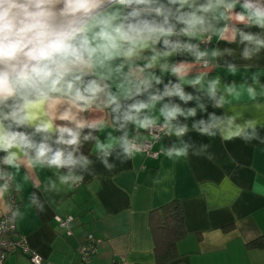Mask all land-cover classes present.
<instances>
[{
  "label": "clouds",
  "instance_id": "9594fccd",
  "mask_svg": "<svg viewBox=\"0 0 264 264\" xmlns=\"http://www.w3.org/2000/svg\"><path fill=\"white\" fill-rule=\"evenodd\" d=\"M262 54L264 0H0V202L15 219L20 209L4 198L21 192V168L26 180L54 170L47 192L77 187L96 160L109 172L134 160L145 133L176 138L162 148L173 162L215 159L210 144L183 139L189 132L224 145L264 143L261 121L246 114H264L254 71ZM217 67L252 76L237 83ZM30 204L44 211L35 192Z\"/></svg>",
  "mask_w": 264,
  "mask_h": 264
},
{
  "label": "crops",
  "instance_id": "0c3cea01",
  "mask_svg": "<svg viewBox=\"0 0 264 264\" xmlns=\"http://www.w3.org/2000/svg\"><path fill=\"white\" fill-rule=\"evenodd\" d=\"M212 43H218L216 38ZM219 47L237 45L219 42ZM259 63L254 71L264 83V57ZM215 74L237 83L244 76H252L243 68L233 76L225 67H217ZM185 91L193 89L186 87ZM194 106L195 102L185 105ZM209 111L219 115L223 110ZM246 114L255 115L264 127V114L254 109ZM183 139L193 141L197 148L210 144L207 152L215 159L189 155L179 162L170 161L162 153L171 142L164 136L154 146L159 158L139 153L124 164L117 161L111 172L96 160L94 175H85L77 187L60 185L58 192L43 188L54 170L37 169L36 175L26 180L21 168L16 177L22 184L21 192H10L4 200L13 201L22 213L15 218V226L27 248L40 255L43 264H81L77 249L88 233L101 241L93 264H156L149 215L175 200L181 205L185 237L176 244V257L169 264H264V143L235 140L224 145L218 138L210 140L195 132ZM89 156L95 159L93 147ZM113 162L114 158H109V163ZM33 180L38 181L35 186ZM31 192L44 205L43 212L31 206ZM5 211L4 202H0V214ZM54 216L72 218L70 236ZM3 264L31 263L17 251Z\"/></svg>",
  "mask_w": 264,
  "mask_h": 264
},
{
  "label": "built area",
  "instance_id": "2783aa9c",
  "mask_svg": "<svg viewBox=\"0 0 264 264\" xmlns=\"http://www.w3.org/2000/svg\"><path fill=\"white\" fill-rule=\"evenodd\" d=\"M145 134L147 136L145 139L146 146L141 153L151 159L159 158L160 152L155 151L154 146L164 138L163 134H161V140L159 142L153 140L151 135ZM157 153H159L158 156L156 155ZM11 204L13 210H15L16 204L13 201ZM53 220L60 228L66 231L67 236L71 235V217L61 218L59 216H54ZM100 243L101 241L98 238L88 233L85 234L83 243L77 249L81 264H93L92 258L97 254ZM17 251L25 255L31 264H33L34 257L36 256L40 257V264H43V258L27 248L25 238L16 230L15 219L12 218V213L5 211L0 214V264L4 263L9 254Z\"/></svg>",
  "mask_w": 264,
  "mask_h": 264
},
{
  "label": "trees",
  "instance_id": "16d2710c",
  "mask_svg": "<svg viewBox=\"0 0 264 264\" xmlns=\"http://www.w3.org/2000/svg\"><path fill=\"white\" fill-rule=\"evenodd\" d=\"M92 147L91 144H85L84 154L90 155ZM149 226L154 242L156 264H169L176 257V244L185 237L180 203L174 200L151 211Z\"/></svg>",
  "mask_w": 264,
  "mask_h": 264
}]
</instances>
